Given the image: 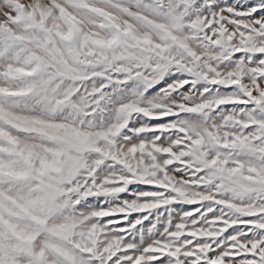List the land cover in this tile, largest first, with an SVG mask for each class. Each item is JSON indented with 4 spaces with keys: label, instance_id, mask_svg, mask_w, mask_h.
I'll return each instance as SVG.
<instances>
[{
    "label": "snow or ice",
    "instance_id": "6c2138e0",
    "mask_svg": "<svg viewBox=\"0 0 264 264\" xmlns=\"http://www.w3.org/2000/svg\"><path fill=\"white\" fill-rule=\"evenodd\" d=\"M0 264H264V0H0Z\"/></svg>",
    "mask_w": 264,
    "mask_h": 264
}]
</instances>
